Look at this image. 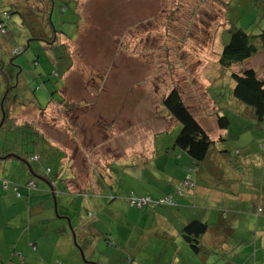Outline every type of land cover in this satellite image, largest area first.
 Segmentation results:
<instances>
[{
	"label": "rangeland",
	"instance_id": "rangeland-1",
	"mask_svg": "<svg viewBox=\"0 0 264 264\" xmlns=\"http://www.w3.org/2000/svg\"><path fill=\"white\" fill-rule=\"evenodd\" d=\"M18 1L0 0V12L11 11V5H17ZM76 1V7L73 2L68 3V7L61 13H57L59 3L56 2L55 5L54 19L58 18L55 20L57 30L65 32L67 37L66 40L62 37L61 44L65 46L64 52L71 58L70 70L62 77L53 74L56 51L43 43L31 42L23 52L11 57V46L24 47L27 42L26 34L14 32L16 42H13V45L0 40V63L5 64L2 71L7 73L20 70L21 86L18 88V97L24 104L20 109V120H27L32 125V128H28L29 135L27 132L28 136L23 142H20L19 137L22 130H0V152L12 150L18 154L31 149L39 152L48 139L54 143L63 142L60 133L68 126L70 132L66 130V135L76 133L78 144L85 148L87 154L90 153V148H96L101 158H115L105 160L111 170L117 169L120 173L122 191L139 185L153 190L160 177L179 174L172 170L175 165L178 167L174 168L181 169V172L183 165L185 166L178 161L179 150L172 148L180 125L171 120L161 106V98L173 87L180 89L185 104L191 107L196 120L211 138L216 139L219 133L216 127L218 113L230 121V136L227 141L215 146L219 151L222 144L227 143L226 150L230 158L221 159L220 164L225 162L230 166L237 158L234 150L242 143L239 139H231L234 134V138H238L246 132L245 138L262 137L261 142H264V129L260 131L255 127L254 121L247 118L245 108L239 109L238 105L245 106L230 94L234 86L230 79L231 72L251 68L264 77V56L257 54L231 69H222L217 63L218 54L229 41L230 24L252 34H259L264 28L262 2L254 5L251 0ZM223 2L226 3L223 5ZM58 70L61 71V68ZM54 90V101L61 102L64 99L66 106L63 108L50 105L48 110H45L46 114L41 116L36 106L38 109L44 108L50 98L49 94ZM14 93H17V90ZM29 96L34 98L37 104H29ZM20 120L17 122L20 123ZM245 125L249 130L244 128ZM54 132H57V136ZM257 141L254 142L255 145L261 143ZM247 143L250 144V141ZM262 152L264 154V147ZM261 158L262 160L256 157L254 162L248 165L253 169V173L245 177L248 180L256 175L258 180L253 182L256 189L264 180V158ZM94 161L96 160L93 158H82V163L77 161V165L80 164L87 170L86 168L90 167L88 165H94ZM19 163L16 160L7 162L4 170V176L7 178L0 177V238L7 236V244L0 240V245H6V258L10 262L8 264H19L18 256H12L13 244L18 240V235L27 237V231L23 230V227L29 228L30 220L31 226L33 225L32 232L35 231L38 214L46 220L50 217L54 220L66 214L72 216L73 210L79 215L84 214L83 197L78 194L71 196V210L56 207L58 199L39 176L34 179L37 189L32 190L31 194L22 195L23 189L20 188L21 199H9L12 185L21 184L24 180L18 171V167H21ZM96 163L100 167L104 165L100 161ZM41 165H49L53 172L56 170L51 161L46 159L41 160ZM147 176H151L149 182H146ZM228 176L224 177V183H227ZM140 177H144V180ZM78 178L75 176L76 180L68 184L73 192L79 187L87 188V183H93L91 179L84 181L81 177L82 182L77 183ZM6 185L9 186L7 191L8 188L4 189ZM113 195L106 198V204L103 205L105 208L109 207L111 199L115 196ZM33 196H36V201L29 200ZM126 198H149L150 202L141 207V210H137L130 207L129 201H126L124 212L118 221L110 220L108 214L103 215L102 223L95 225L91 237L85 239L81 238L73 223L66 225L69 242L55 249L58 252L57 257L56 252H52V246L46 242L47 236L53 235L51 226H48L47 235L37 236L42 245L37 243V251L32 254L35 255V260H30L27 264H52L56 260H60L62 264H201L202 259L204 264H264V256L259 258L253 254L254 240L247 230L237 234V238L225 242L219 240L214 233L208 234L203 245L212 252L195 255L182 238L179 240V247V237L172 233L175 225L168 224L167 237L158 233L154 226L150 227L149 221L153 216L159 214L160 208L169 205L156 206L155 197L151 199L148 195L129 193ZM262 199L264 201V194ZM242 203L247 202L237 203L241 210L244 208ZM90 206L87 205V210L93 211ZM217 206L214 207L215 210L218 209ZM18 212H22L23 216L19 217V220H22L21 227H5L4 224L1 226L5 218H15ZM235 217L239 223L247 220L244 218L247 216L241 214ZM137 219L142 222L138 223ZM169 222L173 224L174 221L170 219ZM122 233L126 237L129 234L130 239H121ZM109 235L113 236L112 244L106 241ZM51 242L53 244V241ZM263 243L264 241L257 242L260 246H263ZM118 244L126 246V253L123 252L124 247H119ZM165 244L168 245L166 247L171 244L175 246L167 249ZM119 248L121 255H118L117 262L114 255Z\"/></svg>",
	"mask_w": 264,
	"mask_h": 264
},
{
	"label": "crops",
	"instance_id": "crops-1",
	"mask_svg": "<svg viewBox=\"0 0 264 264\" xmlns=\"http://www.w3.org/2000/svg\"><path fill=\"white\" fill-rule=\"evenodd\" d=\"M23 1L24 0H19L17 4ZM2 12L3 11H1L0 14ZM13 21L14 23L19 22L16 19V17H11V22ZM238 106L239 109L245 108V107H241V105ZM188 107L191 108L190 106ZM245 110H246L245 114L247 118L250 119V121H254L252 119V116L250 115L249 110H247L246 108ZM205 116L208 117V115ZM206 117H204V119H206ZM200 125L202 126V124ZM216 127H217V123H216ZM255 127L260 129V131H263L262 129H264V122H262L261 125L255 124ZM244 128L246 130L247 129L249 130V128H247L246 125L244 126ZM56 133L54 132L55 136H57ZM66 133H67L66 131L60 133L64 143L63 142L59 143L58 141L57 143H54L47 138L48 139V141L46 142L47 144L44 147L40 148V149L44 148L41 158L51 161L52 166H54L56 169L55 171H62L61 176L63 177L64 182L61 183H62L63 191L56 192L55 197L58 199L55 204L56 207L59 206L67 211L71 210V208L67 209V206H69L68 204L69 200L71 199V195H70L71 190L69 189L68 184L74 181L75 176L79 177L77 183L82 182L80 181V177L83 178L84 181L86 179H91L93 183L92 184L87 183L86 185L87 188H85V194L84 196H82L84 203L83 207H87V205L89 206L91 205L90 207L92 208L93 213L97 215L95 218L96 223L99 222V219L102 220V218H104L103 215L107 216V214L111 217L110 220L114 219L118 221L121 217V214H123L124 212L123 208L125 207V203L127 201L126 197L128 196L129 193H134L138 195L140 194L142 196L148 195L150 197H155V198L166 197L167 195H170L174 191L175 187H177L180 184H183L182 180L184 176L188 174L189 177L191 178L193 177L194 179L193 181L191 179L188 182L187 186L190 189L186 190L184 196H182L181 198L176 197V203H177L176 206L174 205L171 207L160 208L159 214L154 215L151 221H149L150 227L154 226V229L158 230V233H160L161 235H165V237H167L168 224L175 225V229L172 231V233L176 234L175 237H179V239L177 238L179 242V247L181 246L180 243L181 241H179L181 240V235H180L181 228L192 220H199L209 225V229L205 234V236L203 237L202 244H204L208 234L210 235L214 233V235L219 240L225 242L228 239L237 238L238 236L237 234H240L244 230H247V232L250 234V237H253L254 240L253 245L255 246V253L253 252V254L259 258H262L264 256L263 255L264 243L263 246L257 244L258 241L259 242L264 241V201L262 199L264 194V180L259 183V186L256 189L255 185H253V182L258 180L256 175L254 174L252 177L248 178V180L245 178L253 173V169L249 168L248 165L252 164L256 157L257 159H261V160H262L261 157L264 158V154L262 152L263 149L262 145L264 142H261L262 137H255L252 139L249 136L245 138L244 135L246 134V132H243L242 134H240L238 138H234L236 135L234 134V137L232 136L231 139L232 140L239 139V141L242 144L239 147H237V149L234 150L237 158H235L233 163H230L229 166L225 162L223 164H220L221 159L229 160L230 158L229 152L228 150H226L227 143L224 142V144H222V148H220L219 151L215 146H217L218 143H221L226 139H228V137L230 136V126H228L227 129L224 131L219 130L216 139L211 138L215 142V144L210 150L207 159L200 166H197L195 173H192L191 171L194 162L190 159V157L179 148L172 147L173 150H175V148L179 150V152H177V154H179L178 161H180L181 164H185V166L183 165L184 169L182 172L181 169L176 170L174 167H178V166L175 165L172 168V170L178 172L179 174L174 173V175H170V176L165 175L160 177V179L157 180L158 181L157 184H155L156 187H153L154 188L153 190H150L149 188L146 187L142 188L141 185H139L138 187H134V188L130 187L128 191H122L120 188L121 187L120 186L121 180L119 179L120 173H118L117 169H115V171L111 170L110 165L107 164L105 160L107 157L101 158V156L97 154L96 148H90V150L88 151L90 153L87 154L85 148L80 147V145L78 144V140H77L78 137H76V135L74 136V133H71L70 135L68 134L69 136H67ZM220 138H223V140L219 141ZM256 140H258L257 142H261V143H257V145H255L254 142H256ZM248 141H250V144L247 143ZM73 144H77V146H74ZM163 154L165 153L163 152ZM82 158L85 159L93 158L98 162L100 161L102 164L104 163V165L103 167H100L97 165L96 161H94L93 164L95 166L90 164L88 166L93 168L87 167L86 168L87 170H85V168H82L80 166V164L82 163L81 162ZM107 159L113 160L115 158H107ZM77 161H80V164L77 165ZM7 162L10 161L9 160L0 161V177L2 176L5 177L4 170L7 166ZM35 165H36L34 167V169L36 170L35 175L39 176L40 174L43 173L44 169H42L41 165H37V164ZM20 166L21 167H18L19 174H21L22 177H24V180L22 179L23 181H21V184H25L27 181L36 178V176L29 173L28 167H24L23 165ZM229 169H231L232 171H230ZM127 172L132 174L129 170H127ZM141 172H143V170ZM153 173L156 174L155 172ZM149 175H151V173H149ZM227 176L229 177L227 183H224L223 179L224 177ZM150 178L151 176H147L146 182H149L151 180ZM140 179L144 180V177H140ZM1 180L2 179L0 178V182ZM45 185L48 187V189L51 192L49 186L47 184ZM252 186H254V188H252ZM21 188L23 189L22 195L23 193L24 194L27 193V191L23 187ZM80 188L81 187L77 189ZM34 189H37V186ZM7 190L9 189H6V191ZM18 192L22 197L20 193V189L18 190ZM16 193L17 192L12 188V193L9 199H11L12 201L17 200L18 198L16 196ZM80 193H84V192L81 191L79 192V194ZM29 194H31V192ZM111 195H113L114 198L111 199L112 201L109 207L105 208L103 205L106 204V198L111 197ZM29 200L36 201V196L31 197V199ZM46 201L48 202L47 197H46ZM241 202H247V204L242 203L244 205L243 210L239 209V206L237 204ZM215 206H217L218 209L215 210L214 209ZM246 206L247 208H245ZM45 209H48V207H45ZM239 214L247 216L244 217L247 220H243L242 222H240L243 223L242 226L235 217L236 215L239 216ZM20 216L21 218H23L22 212L21 213L18 212L15 218L14 216L9 217L10 219L14 218L12 221H10L9 218H5L4 221L1 223V226L3 227L4 224L5 227H7L8 225L21 227L22 220H19ZM52 218L53 217H50L48 220H46V218H41L38 214L34 225L35 228L34 232H32L33 225L31 226V222H32L31 220H30L29 228L23 227V230L27 231V237H25L23 234H22L23 236L18 235V240H16L15 241L16 243L13 244L14 250L12 251L13 253L12 256H16V257L18 256L17 260L19 261V264H27L28 261L35 260V255L32 254H34V252L37 251L36 248L37 243L38 244L40 243L42 245V241L37 240V236L39 235L38 237H41L42 235H47L49 231L48 226H51V232L53 235L50 237L47 236L46 242L50 247L52 246L51 248L54 254L56 252L55 251L56 248H60L61 246H64L69 242V235H67V230L65 229L66 225L73 223L76 230L79 231L81 238H83V232H84L83 229H85L84 227L85 222L82 220L84 218L80 220L79 216L76 217L75 215L71 216L67 214L66 216L56 217L54 220ZM170 219L174 221L173 224L169 222ZM137 220L138 223L142 222L141 219H137ZM145 220L148 222V218H146ZM236 224H239L240 226ZM11 229L17 230L16 228H11ZM237 231L239 233H237ZM116 235L118 237V234ZM128 235L126 237L125 234L122 233L120 237L121 239L128 240L130 239ZM111 239H112L111 241L113 242L114 239L112 235H111ZM0 240H3L7 244L6 235H3V237H1ZM51 241H53V244ZM5 243L3 245H0V264L10 263L6 258L7 251H6ZM118 245L119 247H124L123 245L122 246L120 244ZM220 245L221 244H219V246ZM238 245H240V243ZM166 246H168L167 244H165L164 247L167 249H171L174 248L175 245L171 244V246L169 247ZM125 247L123 248V252L126 253ZM66 248H68V245L66 246ZM205 249L207 250V252L209 251V253L212 252L210 251L209 248H205ZM57 254L58 252H56L55 254L56 257ZM118 255L119 256L121 255L120 248L117 250V253L114 255L115 257H117L116 258L117 262L119 261ZM62 259L64 260V258ZM202 260L203 261L201 262V264H204L205 261L204 259ZM57 262L62 264L60 260H56L54 263L56 264Z\"/></svg>",
	"mask_w": 264,
	"mask_h": 264
},
{
	"label": "trees",
	"instance_id": "trees-1",
	"mask_svg": "<svg viewBox=\"0 0 264 264\" xmlns=\"http://www.w3.org/2000/svg\"><path fill=\"white\" fill-rule=\"evenodd\" d=\"M259 1L262 2L264 6V0H251L254 5ZM56 2L59 3V5L57 6V13L63 12V10L68 7V3L72 4L73 2L74 7H76L77 3L76 0H24L20 4H12L11 6L13 8H11V11H3L0 14V23L5 24V33L3 34L0 30V40L13 45V42H16L15 36L13 35L14 32L26 34V45L24 47L14 45L11 46L12 51H19L18 54L13 55L12 51L10 50L9 53H11V57L19 55L30 46L31 42L43 43L48 48L56 51L57 55L54 58L55 69L53 70V74L57 77H62L65 72H68L70 70L71 58L69 57V55H67V52H64L65 46L61 44L62 37H64L65 40L67 38L64 34L65 32H63L62 30H57L56 27L55 20L58 19H54ZM225 3L226 2H223V5ZM11 17H16L19 22H11ZM228 32L230 35L229 41L226 45H223L221 53L218 54L217 63L220 68L231 69L235 65L242 64L244 61L257 54H262L264 56V28L259 34H252L245 30L236 28L233 24H230ZM59 51H61V53ZM67 61L69 62V66L67 65ZM10 65L12 66V61H10ZM4 66L5 64L3 62L0 63V130L6 129L9 132L22 130V132L19 133V137L21 138L20 142H23L26 139L25 137L29 135L30 131L28 128H32V125L27 120L21 121L19 117L20 109L22 106H24V104L19 101L18 97V88L19 86H21L19 82L20 70H11L6 73L2 71ZM59 67L61 68V71L58 70ZM230 79L234 83L230 94L238 102L244 105L247 110H249L252 119L255 121V124L261 125L262 122H264V77H261L256 70L247 68L239 72H231ZM16 90L17 93H14ZM55 92L56 90L49 94L50 98L44 108L38 109V106H36L41 116L46 114L45 110H48L47 108L50 105L63 106V108L66 106V101H64V99L61 100V102L54 101L52 95H54ZM28 99L29 104H37V101L31 96H29ZM161 106L167 112L169 118L180 125V131L174 138L173 147L179 148L190 157V159L194 162L191 171L192 173H195L197 166H200L207 159V156L214 146L215 142L208 135L207 131L198 123L190 108L185 104L178 87H173L166 95L161 98ZM17 120H20L21 122L18 123ZM216 123L219 130L224 131L229 126L230 121L227 117L218 113L216 116ZM67 127L68 126L65 127V131L67 130V132H70ZM75 135L76 134L74 133V136ZM222 140L223 138L219 139V141ZM262 146L264 147V143ZM43 149H40L39 152L31 149L21 152L22 154H16L12 150L9 152H0V161L16 160L20 162V165L28 167L29 173L38 177V175H35L36 170L34 169V167L36 166L35 164L41 165ZM35 157H38V159L34 160ZM41 167L44 170L43 173L39 175V177L48 184L49 188L51 189V193L55 197L56 192L63 191L61 183L64 182L63 177L61 176L62 171L53 172L52 168L49 165H41ZM191 179L192 181L194 180L193 177L191 178L188 176V174H186L182 180L183 184L175 187L174 191L170 195L166 196L171 197L170 204L164 203L162 205L159 203V201L165 199L166 197L155 198L156 201L154 202V204L156 206H176V197L181 198L182 196H184L185 191L190 189L188 186H184V182H189V180ZM30 183H32L36 188L34 179L27 181L25 184L14 183L12 185V188L17 192L16 196L17 194L19 195V197L17 198H21L18 192L21 187H23L27 191V193L35 190L34 188H31V186L29 185ZM59 184L60 187L58 188ZM6 186V188L9 189V186ZM81 191L84 193L79 194V192ZM70 192V195L73 197H75L77 194L78 196H84L85 189L80 188L75 192ZM179 192L181 193L179 194ZM73 197H71V199L69 200V208H72ZM150 198L153 199L154 197ZM128 201L130 207L141 210V207H136V203L132 204V199L127 198V202ZM83 209V215H79L76 210H73V215H75L76 217L79 216L80 220L84 218L82 220L85 222V229H83L84 239L87 237H91L90 235H92L91 233L93 228L98 223H102V220L99 219V222L96 223L95 218L97 215H95L91 210L88 211L87 207H83ZM208 229L209 225L199 220H192L181 228L180 235L182 241L187 244L188 248L192 251L193 254H207V251L202 244V240ZM111 240V236L109 235L108 238H106V241L112 244ZM56 264L61 263L57 262Z\"/></svg>",
	"mask_w": 264,
	"mask_h": 264
},
{
	"label": "built area",
	"instance_id": "built-area-1",
	"mask_svg": "<svg viewBox=\"0 0 264 264\" xmlns=\"http://www.w3.org/2000/svg\"><path fill=\"white\" fill-rule=\"evenodd\" d=\"M0 30H1V32L4 34L5 33V24L3 23V24H1L0 23ZM18 50H13L12 51V54L13 55H16V54H18ZM38 159V157H35L34 158V160H37ZM30 186H31V188H35L34 187V185L32 184V183H30L29 184ZM188 185V182H184V186H187ZM6 187L7 186H4V189H6ZM181 192H179V194H180ZM17 197H19V195L17 194ZM133 200V202H132V204L133 203H136V207H143L144 205H147L149 202H150V199L149 198H146V199H142V200H136V199H132ZM159 203L160 204H164V203H167V204H170L171 203V197L169 196V197H166L165 199H163V200H161V201H159Z\"/></svg>",
	"mask_w": 264,
	"mask_h": 264
}]
</instances>
